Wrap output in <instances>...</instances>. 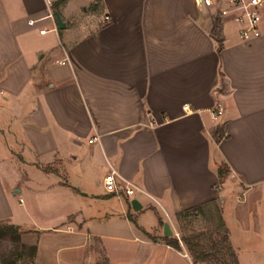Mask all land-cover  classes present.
<instances>
[{
  "label": "crops",
  "instance_id": "1",
  "mask_svg": "<svg viewBox=\"0 0 264 264\" xmlns=\"http://www.w3.org/2000/svg\"><path fill=\"white\" fill-rule=\"evenodd\" d=\"M49 1L0 0V223L32 264H189L162 227L196 206L221 258L264 264V9L245 42L194 0ZM109 164L139 210L105 193Z\"/></svg>",
  "mask_w": 264,
  "mask_h": 264
},
{
  "label": "built area",
  "instance_id": "2",
  "mask_svg": "<svg viewBox=\"0 0 264 264\" xmlns=\"http://www.w3.org/2000/svg\"><path fill=\"white\" fill-rule=\"evenodd\" d=\"M194 2L197 7H215V17L219 22L229 20L236 23L238 25L237 33L243 41L250 42L259 38L261 10L264 6V0H194ZM47 5L51 7L52 2L47 0ZM49 17H53L52 11ZM105 20H108V17H105ZM186 108L187 106H183L184 110ZM211 113L213 119H217L222 115L223 109L217 105ZM89 142H92V140ZM102 184L106 194L117 198H127L130 201L135 198L137 193H143L139 187L120 176L110 164ZM172 231L178 239V233L174 229Z\"/></svg>",
  "mask_w": 264,
  "mask_h": 264
},
{
  "label": "trees",
  "instance_id": "3",
  "mask_svg": "<svg viewBox=\"0 0 264 264\" xmlns=\"http://www.w3.org/2000/svg\"><path fill=\"white\" fill-rule=\"evenodd\" d=\"M219 29H220V22L218 20H214L213 33L217 37L219 34ZM222 137L223 135L221 132L219 131L215 132V141H219ZM226 174H227V167L224 164H220L217 168V175L219 178V183H221V181L225 178ZM214 210L217 212L218 211L217 207H215ZM199 215L204 216L205 212L203 211V208L201 206H196V207L179 212L177 214V219L181 221V219H186L189 217H196ZM216 218L218 220L217 221L218 224L216 225V227L218 228V230L220 229V231H223L224 235H223V238L214 239L213 236L217 237L218 234L212 231L211 234L213 233L214 234L212 236L210 234L209 237L205 239L210 248L206 246L205 244H203L202 241L198 242L197 241L199 239L198 236L193 237L197 240H193V238L191 237L181 236V241L183 242L187 250L193 254L194 258L200 262L213 261L219 264H238L236 259L233 258V254H231V252H230V255L232 257L230 261L224 260L220 258L219 256L220 250L223 248L224 244H226V230L224 228L223 223L220 220V217L217 215V213H216ZM179 229L181 231L184 228H182V226L180 225ZM217 232L219 233V231ZM6 238H8L12 243H15V244L20 243V236H19V233L16 227H14L11 224L0 223V239H6ZM164 240L169 245H171L173 248L177 250H181L178 240L176 238L165 237ZM20 245H21V249L26 251V257L28 258V263L32 264L35 251H36V247L26 246L21 243ZM9 264H12V263H9Z\"/></svg>",
  "mask_w": 264,
  "mask_h": 264
},
{
  "label": "rangeland",
  "instance_id": "4",
  "mask_svg": "<svg viewBox=\"0 0 264 264\" xmlns=\"http://www.w3.org/2000/svg\"><path fill=\"white\" fill-rule=\"evenodd\" d=\"M216 213L217 212L215 210H211V212L205 213L204 216L199 215L196 217L181 219V221L179 222V226L181 225L182 228L184 229H182L181 232H178L179 230L177 228L178 238H181V236H186L191 238L198 236L199 237L198 240L195 238H193V240H197L198 242L202 241L203 244H205L208 247L209 245L205 239L209 237L212 231L218 234L217 237L213 236L214 239L223 238L224 235L223 231H220V229L218 230V228L216 227V225L218 224L216 220L217 219ZM215 230L219 231V233ZM213 234H211V236ZM186 254L188 256L189 264L200 263V261L194 258L193 254L190 251L187 250ZM222 259L228 261L231 260V258L229 257L227 258L223 257ZM9 263L29 264L28 258L26 257V251L21 249L20 243L19 244L12 243L8 238L0 239V264H9ZM176 264H180V263L177 262ZM211 264H218V263L211 261Z\"/></svg>",
  "mask_w": 264,
  "mask_h": 264
},
{
  "label": "water",
  "instance_id": "5",
  "mask_svg": "<svg viewBox=\"0 0 264 264\" xmlns=\"http://www.w3.org/2000/svg\"><path fill=\"white\" fill-rule=\"evenodd\" d=\"M55 19H56V22H57V25L59 26V28L64 27V24H62L58 13H55ZM130 206H131L132 210H134V211H137L141 208L139 202L136 199H132L130 201ZM162 234L164 237H171L173 235V231H172L170 225L168 224V222L163 223Z\"/></svg>",
  "mask_w": 264,
  "mask_h": 264
}]
</instances>
